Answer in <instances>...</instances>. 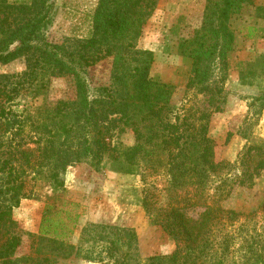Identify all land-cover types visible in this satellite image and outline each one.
I'll list each match as a JSON object with an SVG mask.
<instances>
[{
    "label": "trees",
    "instance_id": "obj_1",
    "mask_svg": "<svg viewBox=\"0 0 264 264\" xmlns=\"http://www.w3.org/2000/svg\"><path fill=\"white\" fill-rule=\"evenodd\" d=\"M50 1L0 0V63L20 58L25 63L19 73H0V264H53L57 256L71 254L109 264H137V252L128 251L134 232L125 230V240L118 226L88 224L84 232L89 236L80 237L90 244L83 248L69 240L79 214L57 203L64 186L59 174L69 163L86 161L99 169L104 158L121 173L164 172L162 187L142 188L141 205L148 220L173 240L174 249L150 255L141 264H225L234 232L223 228L233 226L242 215L264 214V200L248 213L225 208L220 201L228 196L230 182L251 184L252 176L264 168V141L247 145L238 154V174L221 176L230 165L214 158L215 142L207 135L206 122L194 127L179 121L178 115L169 118L172 87L150 77L153 52L136 47L156 0H97L89 36L73 45L47 40ZM251 2L207 0L200 27L178 43L179 53L191 59L188 87L209 89L216 63L225 64L234 42L231 18ZM105 57L112 58L114 91L91 97L81 72ZM56 76L72 78V99H58L51 107L18 109L19 97L42 93ZM110 115L114 116L108 119ZM116 121L133 133V144L106 140L107 123ZM6 133L8 143L3 140ZM28 142L35 147L24 146ZM43 166L50 169L52 194L43 200L35 234L38 245L32 255L15 256L22 239L14 231L12 208L26 196L27 169L39 172ZM160 195L165 196L164 203L158 202ZM195 207L201 208L196 216L186 213ZM41 246L46 250L41 252ZM249 251L243 264H250ZM256 260L264 262L261 253Z\"/></svg>",
    "mask_w": 264,
    "mask_h": 264
},
{
    "label": "rangeland",
    "instance_id": "obj_2",
    "mask_svg": "<svg viewBox=\"0 0 264 264\" xmlns=\"http://www.w3.org/2000/svg\"><path fill=\"white\" fill-rule=\"evenodd\" d=\"M7 1L25 3L30 0ZM96 2L51 0V21L45 30L47 40L73 45L77 40L88 37ZM206 3L207 0H156L136 40V47L153 52L150 77L172 87L169 118L178 115L179 121L194 127L206 122L207 135L215 142L214 158L225 160L230 165L221 176L233 177L240 172L238 154L247 145L264 141V0H252L231 18L235 37L225 64L216 63L208 83L209 89L199 91L197 87L186 85L191 75V59L179 53L178 43L191 37L200 27ZM24 68L22 58L7 64L0 63V73H19ZM81 73L89 85L91 97L114 91L111 57L98 60ZM74 96L75 88L70 76L51 77L42 93L19 97L18 109L27 106L32 110L38 105L51 107L58 99H72ZM114 115L108 116V119ZM107 126L106 140L111 144L134 143L133 133L121 121L109 122ZM24 129L27 133L28 126ZM228 133L230 136L226 141ZM3 140L5 143L11 141L10 135L4 134ZM35 145L31 142L24 144L29 147ZM33 159L31 157L30 160ZM27 172L23 176L26 196L12 208V217L17 223L14 231L22 239L15 256L34 253L43 200L52 194L49 168L43 166L39 172L28 168ZM59 177L64 186L57 203H64V208L79 214L70 242L87 248L90 242L81 240V237L89 236L84 229L88 224L98 223L120 227L125 240L128 239L125 230L134 232L135 240L128 251L131 254L137 252V264L150 255L168 254L174 249L173 240L148 220L141 205L142 188L159 189L165 184L162 169L155 173L141 169L139 173L126 174L119 172L111 159L104 158L99 169H94L86 161L71 162ZM231 183L226 186L228 196L220 201L225 208L248 213L264 200V168L252 176L251 184ZM164 201L165 196L160 195L158 202ZM200 209L191 208L186 213L196 216ZM223 229L234 232L232 253L225 264H243L244 255H248L249 250L250 264H264L256 260L257 253H261L264 259L263 213L242 215L233 226L226 225ZM40 250L46 249L41 246ZM130 261L136 262L132 256ZM53 264L109 263L71 254L57 256Z\"/></svg>",
    "mask_w": 264,
    "mask_h": 264
}]
</instances>
